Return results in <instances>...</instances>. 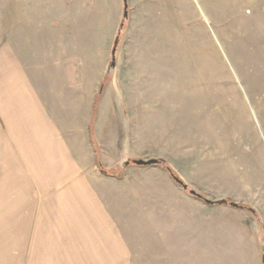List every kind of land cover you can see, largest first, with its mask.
<instances>
[{"label":"rangeland","instance_id":"rangeland-1","mask_svg":"<svg viewBox=\"0 0 264 264\" xmlns=\"http://www.w3.org/2000/svg\"><path fill=\"white\" fill-rule=\"evenodd\" d=\"M123 15V0H0V102L5 54L65 97L66 137L121 225L118 259L36 236V195L1 158L0 264H263L264 0H128Z\"/></svg>","mask_w":264,"mask_h":264},{"label":"crops","instance_id":"crops-1","mask_svg":"<svg viewBox=\"0 0 264 264\" xmlns=\"http://www.w3.org/2000/svg\"><path fill=\"white\" fill-rule=\"evenodd\" d=\"M1 58L14 73L6 84L12 90L1 94L0 160L12 164L15 185L22 194L36 195V236L46 233L49 242L66 244L65 249L82 257L100 248L103 259H118L121 225L91 181L85 157L79 155L83 151L80 143H70L66 137L67 128L72 130L71 123L66 125L71 105L66 107L65 97L43 96L35 90L21 74L14 56ZM49 98L59 102H49ZM92 171V178H97L96 168ZM178 216L172 219V233H178ZM261 250L264 252V246Z\"/></svg>","mask_w":264,"mask_h":264},{"label":"water","instance_id":"water-1","mask_svg":"<svg viewBox=\"0 0 264 264\" xmlns=\"http://www.w3.org/2000/svg\"><path fill=\"white\" fill-rule=\"evenodd\" d=\"M123 3H124V15H123V18L124 20H126L128 18V0H123ZM124 26V22L121 24V29L123 28ZM118 40H119V37L116 38V41L114 43V48L112 50V63H111V68H115L116 67V52H117V46H118ZM131 164L135 165V166H139V167H147V166H157L160 164V161L157 160V159H151V160H147V161H144V160H134V161H127L125 162V166L128 167L130 166ZM179 184L182 185V183L176 179ZM183 190L187 191L188 190V187L186 185H183L182 186ZM190 194L194 197H197V198H200L203 200V198L198 195L196 192L194 191H191ZM206 202V204L208 205H220V206H231L233 208H236V209H242L241 206H239L238 204L236 203H229L228 201L226 200H220V201H210L208 199H205L204 200ZM262 262L264 264V255L262 257Z\"/></svg>","mask_w":264,"mask_h":264},{"label":"trees","instance_id":"trees-1","mask_svg":"<svg viewBox=\"0 0 264 264\" xmlns=\"http://www.w3.org/2000/svg\"><path fill=\"white\" fill-rule=\"evenodd\" d=\"M160 164H163L162 161H160ZM168 171L170 172L171 176L176 180L177 178L173 175V173H171V171L168 169Z\"/></svg>","mask_w":264,"mask_h":264}]
</instances>
